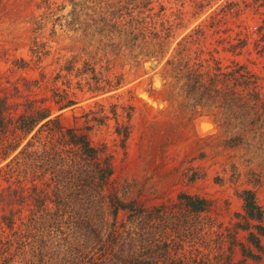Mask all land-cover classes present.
<instances>
[{"label": "rangeland", "instance_id": "374dc122", "mask_svg": "<svg viewBox=\"0 0 264 264\" xmlns=\"http://www.w3.org/2000/svg\"><path fill=\"white\" fill-rule=\"evenodd\" d=\"M263 23L264 0H5L0 98L34 101L86 134L125 201L151 209L196 196L232 227L244 192L264 210ZM240 67L259 100L233 77L216 87L225 98L191 90L192 71L205 81ZM120 127L130 128L124 148ZM236 261L264 264V251Z\"/></svg>", "mask_w": 264, "mask_h": 264}, {"label": "trees", "instance_id": "16d2710c", "mask_svg": "<svg viewBox=\"0 0 264 264\" xmlns=\"http://www.w3.org/2000/svg\"><path fill=\"white\" fill-rule=\"evenodd\" d=\"M258 32L264 42V23ZM191 74V90L202 88L207 98L233 95L216 88L233 77L234 87L259 100L257 79L244 67L205 81L208 75ZM248 102L239 109L245 114ZM116 133L124 148L130 128ZM112 175L87 135L52 118L50 109L0 98V264H242L237 252L261 260L264 210L252 191L242 194L244 214L228 227L196 196L151 209L127 202L112 188ZM239 232L247 234L242 241Z\"/></svg>", "mask_w": 264, "mask_h": 264}, {"label": "bare ground", "instance_id": "6f19581e", "mask_svg": "<svg viewBox=\"0 0 264 264\" xmlns=\"http://www.w3.org/2000/svg\"><path fill=\"white\" fill-rule=\"evenodd\" d=\"M154 65V64H153ZM154 104H158L157 102L156 103H154ZM155 106V105H154ZM158 107V106H157Z\"/></svg>", "mask_w": 264, "mask_h": 264}]
</instances>
